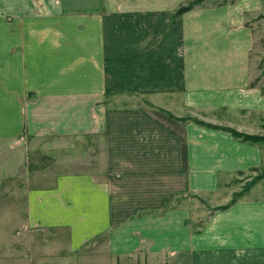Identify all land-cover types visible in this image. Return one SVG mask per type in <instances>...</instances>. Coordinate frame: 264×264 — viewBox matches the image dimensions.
<instances>
[{"label":"crops","instance_id":"obj_1","mask_svg":"<svg viewBox=\"0 0 264 264\" xmlns=\"http://www.w3.org/2000/svg\"><path fill=\"white\" fill-rule=\"evenodd\" d=\"M188 1L0 0V264H264V0Z\"/></svg>","mask_w":264,"mask_h":264},{"label":"trees","instance_id":"obj_2","mask_svg":"<svg viewBox=\"0 0 264 264\" xmlns=\"http://www.w3.org/2000/svg\"><path fill=\"white\" fill-rule=\"evenodd\" d=\"M196 3V2H195ZM189 7L187 8H181L180 10H178V12L176 13V15H179L181 13H183L184 11H186ZM224 131L230 133V135L235 138V139H239V140H242L244 142H249V143H260V144H264V138H260V137H255V136H246V135H243V134H239L233 130H230V129H224ZM222 208V207H221ZM222 209H225L222 208Z\"/></svg>","mask_w":264,"mask_h":264},{"label":"rangeland","instance_id":"obj_3","mask_svg":"<svg viewBox=\"0 0 264 264\" xmlns=\"http://www.w3.org/2000/svg\"><path fill=\"white\" fill-rule=\"evenodd\" d=\"M195 2H197V0H190V1H188V4H192V3H194L195 4ZM129 101H131V102H133V103H137L138 102V100H136V99H134V100H129ZM117 105V104H116ZM115 105V106H116ZM258 181H264V174L262 175V177H259L258 178ZM249 184V183H248ZM247 184V185H248ZM243 190H242V192H244V189H245V187L244 188H242Z\"/></svg>","mask_w":264,"mask_h":264}]
</instances>
